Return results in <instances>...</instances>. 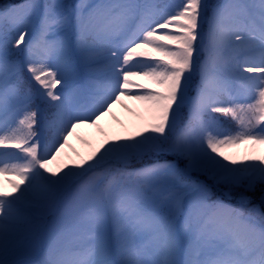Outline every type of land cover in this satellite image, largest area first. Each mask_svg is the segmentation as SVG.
Segmentation results:
<instances>
[{
	"label": "snow or ice",
	"instance_id": "obj_1",
	"mask_svg": "<svg viewBox=\"0 0 264 264\" xmlns=\"http://www.w3.org/2000/svg\"><path fill=\"white\" fill-rule=\"evenodd\" d=\"M122 98L149 121L52 171ZM240 144L264 146V0L0 10V264H264V157Z\"/></svg>",
	"mask_w": 264,
	"mask_h": 264
},
{
	"label": "rangeland",
	"instance_id": "obj_2",
	"mask_svg": "<svg viewBox=\"0 0 264 264\" xmlns=\"http://www.w3.org/2000/svg\"><path fill=\"white\" fill-rule=\"evenodd\" d=\"M20 2L21 0H0V10H3L5 5ZM161 2L168 3L169 0H161ZM207 2L210 5H215L219 3L220 0H207ZM134 62L135 61H133V63ZM25 75L27 76L28 74L25 73ZM32 83L35 84V81ZM131 83L143 84L145 85V89L156 90L147 80L140 77H132ZM36 87H39V85L36 84ZM59 87L60 86H58L57 90H59ZM128 91L135 92L138 91V89L132 88ZM183 117L182 123H187V109L184 110ZM149 119L150 114L141 102L122 98L121 103L113 105L112 110L108 115L102 117L97 126L81 127L77 129L76 133L69 137V146L64 149L61 157L49 165V168L52 171L59 172L60 165L62 164L66 163L71 166L73 162L80 163V157L87 158L93 149L100 148L101 145L106 146V141H111L117 136L135 133L143 124L147 123ZM229 123L231 122L229 121ZM225 125L235 131V124L225 123ZM77 154H79V156H77ZM224 154L238 161L258 162L250 161L248 158L251 156L264 157V146H257L256 149L253 150L251 145L240 144L238 147L225 149ZM8 180H13L15 182L14 177H0V183H7Z\"/></svg>",
	"mask_w": 264,
	"mask_h": 264
},
{
	"label": "bare ground",
	"instance_id": "obj_3",
	"mask_svg": "<svg viewBox=\"0 0 264 264\" xmlns=\"http://www.w3.org/2000/svg\"><path fill=\"white\" fill-rule=\"evenodd\" d=\"M7 151H11V152H16L17 150L15 149H8ZM3 187L6 191H12L10 185L8 183H3Z\"/></svg>",
	"mask_w": 264,
	"mask_h": 264
},
{
	"label": "trees",
	"instance_id": "obj_4",
	"mask_svg": "<svg viewBox=\"0 0 264 264\" xmlns=\"http://www.w3.org/2000/svg\"><path fill=\"white\" fill-rule=\"evenodd\" d=\"M222 121H225L226 124H231L229 123V121H226V119L224 117H220Z\"/></svg>",
	"mask_w": 264,
	"mask_h": 264
}]
</instances>
